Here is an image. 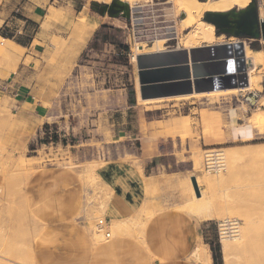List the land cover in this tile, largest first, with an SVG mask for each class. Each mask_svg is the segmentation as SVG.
Here are the masks:
<instances>
[{"label":"rangeland","instance_id":"obj_1","mask_svg":"<svg viewBox=\"0 0 264 264\" xmlns=\"http://www.w3.org/2000/svg\"><path fill=\"white\" fill-rule=\"evenodd\" d=\"M172 1L138 0L133 4L135 7H130L129 19L126 20L121 16L100 15L91 8L92 1L88 0H0V19L5 20H0V47L11 51L10 56L0 55V264H36L26 253L30 247L34 250L40 224L27 204L25 206L23 193L27 180L42 164L67 167L81 179L82 173L89 170L98 175L97 168L111 159L130 161L142 171L144 155L149 156L159 150L146 146L142 151L141 141L134 144V136L126 134L125 131L148 126L147 120L141 119L137 124L132 118L135 112L129 107L126 94L133 67L136 66V60L132 59L133 53L137 55L150 49L179 47V39L203 20L202 14L191 28L183 29L180 20L184 14L176 11ZM256 1L259 15L263 14L264 0ZM33 11L40 14L35 22L27 17ZM84 11L89 23L82 30L77 25V16ZM138 16L144 19L141 20L143 23L134 27L137 34L133 39L129 23ZM156 27L157 37L146 41V31ZM6 37L22 47L18 49L14 44L9 46V42L3 39ZM158 39L164 40L160 42ZM247 44L259 49L263 45L261 41ZM247 65V69L250 68V63L247 62ZM253 74L256 81L250 89L243 93L222 95L225 98L239 96L242 99L241 96L250 90L256 92L257 99L261 97L264 94V65L257 64ZM21 83L27 84L28 90L34 94L31 101L46 107L45 117L39 119L42 125L37 129L31 123L30 113L22 112L18 101L13 99L15 89ZM242 107L247 108V104L244 102ZM251 120L260 129L262 119L255 116ZM176 121H180L181 125L173 128L172 124ZM160 124L165 135L174 139L179 134L181 147H168L167 150H174L176 156L187 163V173L199 176L200 188L207 196L204 195V201H209L212 215L211 219H206L188 210L194 204L195 195L189 191V175L179 186L169 184L165 188L157 187L156 156L153 161L155 173L149 175L154 181H150L147 188L150 207H147L146 216L157 211V196L170 188H179L186 199L177 208L198 220L200 225L203 224L207 235L201 241L219 246L222 264H262L264 143L256 145L258 148L246 146L251 151L249 154L239 152L242 146L215 148L219 155L237 150L236 154H241L237 157L241 159H234L231 165L222 159L225 169L212 173L204 166L205 154L210 150L193 140L187 146L184 144L190 127L187 118H169ZM149 127L154 133L149 136L143 134L142 143L144 138L157 141V122L151 123ZM177 167L175 164V170ZM161 169L164 174V168ZM169 169L172 167L169 166ZM147 170L150 171L149 168ZM99 180V176L85 180L86 191H93L88 197L89 204L92 200L95 205H86L81 214L94 215L87 219V229L89 232L92 230L96 242L104 240L94 237L96 226H104L103 232L108 234L113 229L106 227L103 221L99 223V220H103L100 211V206L101 209L103 207L100 202L103 203V200L100 195L103 193L101 198H104L106 192ZM98 202L99 206L96 204ZM227 221L234 223L235 232L232 235L228 233L229 226L222 227ZM120 226L124 229L127 227L124 223ZM223 236H229L227 261L223 258L221 248ZM190 259L193 261L192 254Z\"/></svg>","mask_w":264,"mask_h":264},{"label":"crops","instance_id":"obj_2","mask_svg":"<svg viewBox=\"0 0 264 264\" xmlns=\"http://www.w3.org/2000/svg\"><path fill=\"white\" fill-rule=\"evenodd\" d=\"M27 17L35 22L40 14L33 11ZM0 20L5 21L3 18ZM220 35L224 38L216 43L238 40L224 33ZM6 39L15 43L9 37ZM156 50L162 51L166 48L147 52ZM186 64L189 65L188 78L184 77L186 72H169L167 77H157V82L149 84L180 80L192 82L194 77L190 60ZM20 85L15 89L13 99L18 101L22 112L30 113L31 123L37 129L42 125L39 119L45 117L46 107L39 102L31 101L34 94L28 90L27 84ZM130 86L134 91V103L129 104L135 112L132 118H135L137 124L141 119L147 120L148 126L125 132L134 136L132 138L134 144L141 141L142 151L146 146L157 147L159 150L149 156L144 155L142 171L130 161L118 159L106 160L97 168L99 184L106 191L104 198H101L103 193L100 195V199L103 200V203L100 202L103 206L102 209L100 206L102 219L105 221L103 224L111 228L116 227L118 223H124L129 229L95 242L93 234L87 229V219L94 215H81L86 205H95L92 200L90 204L88 201L93 191L90 193L86 191L84 178L80 179L73 170L45 165L48 163L42 164L27 180L25 194L23 193L25 206L27 204L40 224L33 250L36 264H196L190 259V255L194 256L201 246L206 247L213 264L210 244L202 243L204 235H207L206 228L204 229L203 224L197 223L199 221L187 212L177 208L186 199L179 188H170L157 196V211L148 217L145 214L147 207H150L147 188L150 181H154L149 175L155 173L153 161L156 156L157 187L160 189L169 184L179 186L188 175L189 177L194 175L187 173L189 172L187 163L178 158L174 150H167L168 147L171 149L181 147L179 134H176L174 139L170 135H165L160 123L169 118L179 120L187 118L190 127L189 134L184 139L186 146L191 140L207 149L260 145L264 143V94L258 97L255 105L245 103L247 104L245 109L242 107L244 102L239 96L225 98V95L216 94L217 91L227 89L196 92L193 82L190 92H185L188 88H180L172 91L175 92L173 94L142 98L137 66L133 67ZM249 92L251 91L248 90L246 93ZM259 101L263 102L258 103ZM255 116L262 119L260 129L251 120ZM155 122L157 141L144 138L142 143L143 134L149 136L154 133L149 126ZM172 125L175 128L180 126L181 122L176 121ZM175 164L178 165L176 170ZM169 166L172 169H169ZM161 168H164V174ZM189 191L194 194L191 184ZM96 204L99 206V202Z\"/></svg>","mask_w":264,"mask_h":264},{"label":"water","instance_id":"obj_3","mask_svg":"<svg viewBox=\"0 0 264 264\" xmlns=\"http://www.w3.org/2000/svg\"><path fill=\"white\" fill-rule=\"evenodd\" d=\"M91 8L100 15L107 14L111 17L121 16L126 20L129 19L128 4L119 0H111L109 3L92 1ZM202 18L214 25L216 35L224 33L238 40L193 46L189 49L175 47L137 54L135 60L142 98L173 94L175 92L172 91L180 88H188L185 92H190L192 82L196 92L248 86L247 60L244 55L245 41L250 44L252 41L262 40L264 42V18L259 15L257 1L250 0L248 5L242 9L205 11ZM189 60L194 77L192 82L191 80H180L149 84L157 82V77H167L169 72H186L184 77L188 78L189 65L186 63ZM190 181L195 195L200 196L196 177L190 176Z\"/></svg>","mask_w":264,"mask_h":264},{"label":"bare ground","instance_id":"obj_4","mask_svg":"<svg viewBox=\"0 0 264 264\" xmlns=\"http://www.w3.org/2000/svg\"><path fill=\"white\" fill-rule=\"evenodd\" d=\"M88 1H97L99 3H109L111 0H88ZM119 1L124 2V3H127L128 4V7L130 9V7H132V5L134 3H136V1H138V0H119ZM172 2L176 6V11L179 12V13L181 12V14L182 13L184 14V16L181 18L180 22H181L182 28L183 29H186V28H189L190 26H192V24L198 18H200L205 11H226V10H229L231 8L242 9V8H245L248 5V3L250 2V0H204V1H201V0H173ZM172 2H171V5H172ZM133 6L135 7V5H133ZM82 13L83 14L80 13V15L77 16V21H78L77 25H78V27L80 29L82 28V30H85V26L88 25V23H89V22L87 23V17L88 16H87L86 11H84ZM177 15H179V14H177ZM260 16H262V18H264V12H263V14H260ZM91 24H93V23H91ZM96 24H97V22L94 23V27L97 26ZM92 28H93V26H92ZM83 38H80V39H83ZM3 39L6 40L7 42H9V44H8L9 46H10V44H14V45L17 46V48L18 47H21L18 44H15V43H13L12 41H10L8 39H5V38H3ZM158 40L161 42L164 39H158ZM221 40H222V35H215V33H214V25L212 23H210V22H207L205 20H202V21H200V23L198 25H196L195 27H193L189 32L185 33L182 36V38L179 39V44L181 45V47L190 48V47H193V46H199L201 44H212V43H216V42H221ZM4 44L6 45L5 42H4ZM262 44L263 45H262V47L260 49L255 50V49L249 47L248 44H247V42H245V45H244V55H245L246 60L250 63V68L247 69V72H248V81H249L248 86L247 87H241V88H235V89H227V90H223V91H217L216 94L243 93L245 90L250 89L252 87V84L255 83V81H256V76L253 74L254 68L256 67L257 64H263L264 65V42H262ZM18 49H20V48H18ZM158 49H160V48H158ZM163 49H164V47H163ZM0 55H4L6 57L7 56H10L11 55V51L8 48H5V47L4 48H1L0 47ZM135 57H136V55L133 53L132 59L134 61H135ZM136 82H137V80H136ZM195 96H196V94H195ZM249 147L252 148V147H257V146L254 145L252 147L251 146H249ZM257 148H255V149H257ZM224 151H226V150H224ZM237 152H238L237 150L236 151L234 150V151H230L227 154H223V155L220 154L219 156H220L221 159H225L227 161V163H229L231 165V163L234 162V159L236 160L237 158H239V157H237V155L239 154V153L236 154ZM239 152L241 154L242 153L243 154H249L251 151L248 150L247 147L244 148V146H242V150H239ZM241 154H239V155H241ZM234 157H236V158H234ZM239 159H241V158H239ZM81 168H83V167H81ZM94 172L92 170L85 171V172L82 173L81 178L83 177L84 180H87V179L93 180V178H95V177L98 178V175H95L96 172L95 173ZM195 177H196L197 185H198V187L200 189V196H196V195L194 196L192 202H194L195 206L192 203L193 206H191L190 208L187 206L188 207V210L191 213H194V214L198 215V217H202V218H206V219H209L210 218L211 219L212 213L209 212V206H210L209 201H204V195L205 194H204V191L201 190V188H200V185L201 184L199 183L200 182L199 176L198 177L195 176ZM208 197L210 198V195ZM120 224L121 223H118V225L116 227H113L112 226L113 229H110L109 234L108 233H105V231L103 232L104 226H102V225L96 226L97 230L94 232V237L97 240L99 238L100 239L101 238H104L105 239V238H107L109 236L111 237V236H115L116 234H120L122 232H125L126 229H127V227L124 229V227L123 226H120ZM91 232H92V230H91ZM229 236H223L222 237V241H221V248H222V252H223V258H224L225 261H227V258H228L227 250L229 248V243H228ZM26 254H27V257L29 259H31L33 262H35L34 257L32 255L33 254L32 247H30V250H28ZM14 259H13V261H14ZM11 260H12V258H11ZM193 260L195 261L196 264H212L211 263L210 253L208 252V250L204 246H201V248L195 253V255L193 256ZM15 262H16V260H15ZM263 263H264V261H263ZM21 264H23V263H21Z\"/></svg>","mask_w":264,"mask_h":264},{"label":"built area","instance_id":"obj_5","mask_svg":"<svg viewBox=\"0 0 264 264\" xmlns=\"http://www.w3.org/2000/svg\"><path fill=\"white\" fill-rule=\"evenodd\" d=\"M143 19L144 18H141L138 16V17H135L134 19L130 20L129 24L131 26V32L133 34V39H135V34H137L134 27L140 23H143L141 21ZM157 35H158V33H157V27H156V28H154V30L148 29V31H146V33L144 35L145 36L144 38L146 41H148V40L156 38ZM241 97H242V99H241L242 102L248 103L250 105H255L257 102L256 92H249L247 94L242 95ZM207 150H210V151L205 154L204 166H205L206 170L209 172H212V173H219L222 170H224L225 169V163L220 158L219 152L217 150H215V148H210ZM103 222L105 223L104 220H103ZM227 222L225 223V225L222 224V227H224V226L228 227L229 226L230 228H228L227 230L229 231L228 233L232 235L235 232L234 223H232L231 221H227ZM99 223H102V220H99ZM220 231H221V228L219 229V236H220Z\"/></svg>","mask_w":264,"mask_h":264},{"label":"trees","instance_id":"obj_6","mask_svg":"<svg viewBox=\"0 0 264 264\" xmlns=\"http://www.w3.org/2000/svg\"><path fill=\"white\" fill-rule=\"evenodd\" d=\"M251 48L258 50L259 48L254 46L253 44H251ZM127 100L129 104H133L134 103V91L133 88L131 86H129L127 88ZM210 244V249L212 251V258H213V264H222V262H220V248L219 246H214L212 243Z\"/></svg>","mask_w":264,"mask_h":264}]
</instances>
